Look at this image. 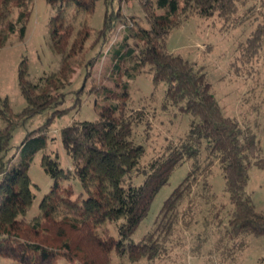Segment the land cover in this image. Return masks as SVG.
<instances>
[{"label":"trees","instance_id":"1","mask_svg":"<svg viewBox=\"0 0 264 264\" xmlns=\"http://www.w3.org/2000/svg\"><path fill=\"white\" fill-rule=\"evenodd\" d=\"M33 1L0 0V48L13 37L25 39ZM101 1L106 8L105 17L102 28L95 30L89 21ZM46 2L58 7L50 20L49 33L53 52L62 57L60 70L32 82L27 77V61L23 60L19 87L27 107L15 114L8 99L0 97V116L6 123L0 128V258L14 264H60L61 260L69 264H112L114 252L120 256L128 254L132 262L161 258L168 252V239L181 216L178 206L185 200L192 202L194 187L210 195L208 179L216 163L233 206L227 238L235 242L241 236H264V214L257 211L247 191L251 166L264 169V157L253 161L259 145L255 134L250 127L223 113L203 68L197 69L194 63L170 53L165 45L168 35L189 18L218 14L229 21L245 0H145L142 8L149 27L133 20L123 39L110 46V77L115 87L100 85L91 89L103 100L102 105L97 104L98 120L74 122L61 130L71 169L65 170L51 156H43L42 167L53 185L40 203V214L30 221L26 219L35 199L29 170L36 154L48 146L51 120L40 130L29 132L18 151L11 155L15 130L65 101V90L71 86L75 67L80 64L78 56H84L92 37L89 49L105 47L118 24L130 20L122 10V0ZM257 11V20H262L241 47L248 62L264 49V0L248 13ZM97 57L86 63L87 75ZM147 67L155 86L167 84L166 104L179 106L194 120L185 138L170 143L163 154L148 164L141 185L126 187L125 179L137 170L145 150L132 138L133 126L143 121V115L128 113L125 106L130 99L131 81ZM185 161H193V168L167 200L160 226L144 240L127 247L125 240L147 215L175 168ZM72 178L79 180L86 198L84 194L74 197L69 184ZM189 207L188 211L192 204ZM109 222H122L119 238L109 235Z\"/></svg>","mask_w":264,"mask_h":264},{"label":"rangeland","instance_id":"2","mask_svg":"<svg viewBox=\"0 0 264 264\" xmlns=\"http://www.w3.org/2000/svg\"><path fill=\"white\" fill-rule=\"evenodd\" d=\"M122 2V10L130 20L127 24H118L111 42L105 47L98 46L94 51L89 49L94 37L90 39L84 56H78L77 64H80L75 67L71 86L65 90V101L45 110L26 126L15 130L11 141V155L18 151L29 132L40 130L51 120L47 133L48 146L43 152L36 154L29 170L35 199L26 215L28 221L40 214V203L53 185L52 178L42 167L43 156L49 155L63 169H71V159L65 151L61 130L74 122L98 120L97 104L102 105L103 100L98 93H92L91 89L100 85L115 87L110 77V46L123 39L126 27L133 25V20L143 27H149L142 8L145 0ZM260 2L261 0H245L238 13L229 21L218 14L211 18L191 17L175 28L165 41L170 53L194 63L197 69H204L211 92L223 113L236 118L242 126L252 129L259 144L253 154V161L264 157V49L248 62L241 47L252 35L259 20H262H257L258 11L248 13L250 8L259 6ZM105 11L104 3L99 2L89 21L95 30L102 28ZM57 12L58 7L51 6L46 0H34L25 39L13 37L5 47L0 48V97L8 99L15 114L22 112L28 104L19 87V71L23 60L27 61V77L32 82H38L40 78L60 70L62 57L53 52L49 33L50 20ZM96 55L97 62L91 69V74L87 75L86 63ZM82 89L84 90L79 93ZM166 91V83L154 85L149 67L136 80L131 81L130 99L125 108L128 113L139 112L143 115V121L133 126L132 138L136 144L144 147L145 153L137 170L125 179L126 187L141 185L145 180L143 171L148 164L163 154L170 143H179L191 129L194 117L181 111L179 106L166 104ZM56 111L58 113H54ZM5 126L6 123L0 116V128ZM193 164V161H185L175 168L169 183L161 188L153 200L147 215L133 235L125 240L127 247L144 240L157 230L163 219L162 210L167 200L183 183ZM249 174L247 191L257 211L264 214V169L253 165ZM208 181L211 185L210 195L201 188L194 187L192 202L185 200L178 206L181 216L168 239L167 254L155 260L132 262L128 254L120 256L114 252L112 264H264V236H241L235 242L227 238L229 211H232L233 206L225 190V180L218 163L212 167ZM69 184L74 190L75 198L82 194L86 198L78 179L72 178ZM190 204L192 207L188 211ZM187 212L188 215H185ZM121 223H107L109 235L119 238ZM59 263L69 264L65 260ZM0 264L14 262L0 258Z\"/></svg>","mask_w":264,"mask_h":264}]
</instances>
